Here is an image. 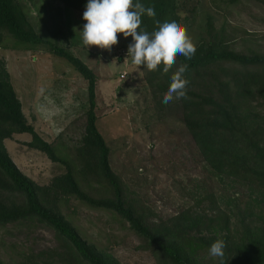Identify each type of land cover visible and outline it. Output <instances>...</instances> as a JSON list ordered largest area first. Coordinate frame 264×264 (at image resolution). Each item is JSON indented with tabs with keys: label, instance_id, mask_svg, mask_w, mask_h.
I'll list each match as a JSON object with an SVG mask.
<instances>
[{
	"label": "rangeland",
	"instance_id": "1",
	"mask_svg": "<svg viewBox=\"0 0 264 264\" xmlns=\"http://www.w3.org/2000/svg\"><path fill=\"white\" fill-rule=\"evenodd\" d=\"M232 1L177 0L179 24L196 45L224 31L231 51L264 53V0ZM84 2L69 7L59 0H13V6L27 30L64 49L94 73L96 126L127 201L156 224L191 207L211 214L214 200L220 211L231 215L233 231V186L221 181L195 146L183 125L178 100L162 103L165 93L148 85L147 69L134 65L130 57L125 61L129 43L122 34L111 52L83 44L88 0ZM0 36V62L25 121L51 146L55 158L29 146V134L13 133L3 141L10 159L36 185L50 190L44 196L48 207H54L99 253L118 264H162L157 252L118 214L65 195L57 184L71 170L90 201L112 198L108 184L84 170L90 149L85 141L87 81L47 45L22 42L6 30ZM57 246L53 232L43 225L0 227L2 264H47ZM202 256L214 262L208 253Z\"/></svg>",
	"mask_w": 264,
	"mask_h": 264
},
{
	"label": "trees",
	"instance_id": "2",
	"mask_svg": "<svg viewBox=\"0 0 264 264\" xmlns=\"http://www.w3.org/2000/svg\"><path fill=\"white\" fill-rule=\"evenodd\" d=\"M59 1L69 7L85 4L84 0ZM139 2L155 8V17L146 14L142 17V27L150 33L157 30L156 21L180 22L177 0ZM1 30L25 43L47 45L52 54L65 59L87 81L89 109L85 141L90 149L84 170L92 171L96 179L107 183L112 198L90 201L79 189L71 170L57 181L65 195L114 211L157 252L162 264H220L218 259L210 258L214 262H209L202 256L217 239L227 245L225 264H264V53L231 51L222 31L199 42L193 59L180 56L168 74H161L162 66L160 72L147 70L148 85L166 93L171 75L180 64L188 65L189 99L178 100L182 122L208 166L221 181L233 186L232 218L236 224L231 231V215L220 211L214 200H210L214 211L211 214L191 207L156 224L140 215L127 201L111 171L109 148L96 126L94 73L64 49L27 30L17 16L13 0H0ZM209 30L214 31L211 24ZM126 41L130 44L132 38ZM13 133L29 134V146L55 160L51 146L26 123L0 62V227L34 223L49 228L58 246L52 251L54 259L47 264H118L83 241L54 207H48L44 196L50 190L39 187L20 172L6 151L3 141Z\"/></svg>",
	"mask_w": 264,
	"mask_h": 264
},
{
	"label": "clouds",
	"instance_id": "3",
	"mask_svg": "<svg viewBox=\"0 0 264 264\" xmlns=\"http://www.w3.org/2000/svg\"><path fill=\"white\" fill-rule=\"evenodd\" d=\"M153 18L156 15L154 6L145 7L136 0H88L83 19L82 42L85 46H96L111 52L117 46L118 35L125 39L132 38L128 45L127 58L132 63L148 71H161L168 74L177 65L180 56L191 60L197 52V46L184 26L176 21H156L157 30L147 31L142 27V17ZM188 65L180 64L170 77V85L163 95L165 105L174 100L189 99L190 80L187 78ZM224 240L217 239L208 249L211 258L225 264Z\"/></svg>",
	"mask_w": 264,
	"mask_h": 264
},
{
	"label": "built area",
	"instance_id": "4",
	"mask_svg": "<svg viewBox=\"0 0 264 264\" xmlns=\"http://www.w3.org/2000/svg\"><path fill=\"white\" fill-rule=\"evenodd\" d=\"M124 75H125V74H124ZM124 75H122V77H123Z\"/></svg>",
	"mask_w": 264,
	"mask_h": 264
}]
</instances>
